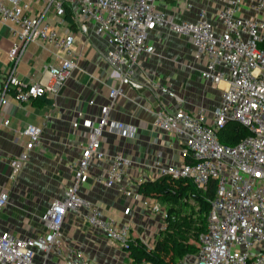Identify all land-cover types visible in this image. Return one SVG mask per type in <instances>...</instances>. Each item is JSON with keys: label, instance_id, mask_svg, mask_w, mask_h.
I'll list each match as a JSON object with an SVG mask.
<instances>
[{"label": "built area", "instance_id": "2783aa9c", "mask_svg": "<svg viewBox=\"0 0 264 264\" xmlns=\"http://www.w3.org/2000/svg\"><path fill=\"white\" fill-rule=\"evenodd\" d=\"M1 25L8 26L14 41L8 52L5 83L0 87V126L11 124L6 111L9 92L21 103L60 92L79 67L74 46L79 34L105 41L104 59L112 68L114 83L107 84V102L101 105L100 116L90 122L86 146L73 167V183L41 216L44 232L24 237L0 227V264H38V252L43 255L42 264L51 255L62 264H100L80 247L64 242L62 225L71 212L107 241L117 243L128 256L132 225L105 216L98 204L79 191L92 163L108 157L104 177L96 178L102 188L117 187L129 196L145 180L131 175L132 158L124 151L108 153L103 141L107 132L122 139L137 137V126L116 120L111 113L124 95L123 86L135 82L143 59L156 52L152 36L160 28L190 36L194 57L204 64L200 75L222 91L212 113L206 108L186 111L164 106L155 112L154 128L179 141L182 157L166 162L157 153L151 164L155 178L161 174L190 178L203 190L213 181L216 189L207 227L198 237V250L176 263L161 264H264V0H228L214 20L201 9L196 19L182 21L159 8L156 0H0ZM39 42L56 48L58 61L45 65L38 80L26 83L19 77V63L28 46ZM150 86L177 97L165 84L154 81ZM229 121L245 124L251 135L235 146L220 142L219 134ZM43 131L29 123L21 133L27 139L22 151L10 158L12 178L41 146ZM138 196L153 213L161 215L164 224L160 230L165 229L166 206L160 200ZM9 202V193L0 192V211Z\"/></svg>", "mask_w": 264, "mask_h": 264}, {"label": "crops", "instance_id": "0c3cea01", "mask_svg": "<svg viewBox=\"0 0 264 264\" xmlns=\"http://www.w3.org/2000/svg\"><path fill=\"white\" fill-rule=\"evenodd\" d=\"M156 1L159 8L182 21L196 19L201 9L214 20L228 0ZM13 41L8 26L1 25L0 48L2 57L6 58V68ZM152 42L156 45V52L143 59L135 82L123 86L124 95L119 97L111 113L112 118L137 126L138 135L122 139L107 132L103 141L108 153L124 151L132 158L135 163L131 175L145 180L156 177L151 164L157 153L166 162L182 160L179 141L154 128L155 112L164 106L168 109L181 107L186 111L206 108L212 113L222 95L220 87L213 85L212 88L208 83H213L200 75L204 64L195 59V46L190 36L160 28L153 34ZM29 46L18 71L21 80L32 83L40 78L45 65L56 64L58 51L40 42ZM74 46L79 55V67L73 70L57 95L48 94L24 103L19 102L13 92L6 95L9 100L6 111L10 113L11 124L9 127L0 126V192L7 191L10 202L0 211V227L19 236H37L44 232L41 216L55 199L65 195V189L73 183V167L86 146L90 122L100 116L101 105L107 102V84L114 83L110 78L112 68L104 59L107 45L102 38L79 34ZM23 61L30 67L28 74L21 71ZM154 81L171 88L177 97L161 93L157 87L152 88L150 82ZM91 100L94 103H90ZM29 123L44 129L41 146L31 152L26 165L12 178L10 158L22 151L27 136L21 133ZM109 162V157L105 161H94L79 192L98 204L105 216L130 223L133 238L146 241L151 234L155 236V227L163 218L143 204L138 187L127 196L117 187L105 189L97 183L96 178L104 177ZM62 226L64 242L68 246L80 247L88 258L100 264H126L127 256L119 245L91 230L74 212ZM35 261L38 264L44 262L41 252L36 254ZM46 264H62V260L51 255Z\"/></svg>", "mask_w": 264, "mask_h": 264}, {"label": "trees", "instance_id": "16d2710c", "mask_svg": "<svg viewBox=\"0 0 264 264\" xmlns=\"http://www.w3.org/2000/svg\"><path fill=\"white\" fill-rule=\"evenodd\" d=\"M69 17V16H68ZM251 135L248 126L229 121L219 134L220 142L235 146ZM138 193L152 200H160L167 209L166 228L159 231L157 240L149 246L140 238H133L126 248L135 263L151 261L154 264L176 263L199 248V235L207 227L210 200L215 195V182L206 190L199 189L192 179L175 178L161 174L138 186Z\"/></svg>", "mask_w": 264, "mask_h": 264}, {"label": "rangeland", "instance_id": "374dc122", "mask_svg": "<svg viewBox=\"0 0 264 264\" xmlns=\"http://www.w3.org/2000/svg\"><path fill=\"white\" fill-rule=\"evenodd\" d=\"M51 21V20H50ZM29 47H31V46H29ZM32 48V47H31ZM5 56H3L1 59H0V87L2 86V84L3 83H5V75L3 74L4 72H7L6 70H7V68H6V64H5ZM27 62L26 61H23V65L21 66V71L22 72H24V73H26V74H28V73H30L29 71H30V67L29 66H27V64H26ZM2 71V72H1ZM26 82H29L30 83V81L28 80V81H26ZM33 82V81H32ZM209 85H211L212 86V88H213V85L214 84H211V83H208ZM215 87V86H214ZM162 224H164L163 223V221H161V224L160 225H158V227H155V231H157V232H155V236H153L152 234L150 235V236H148L147 238H146V241H147V244L149 245V246H152L154 243H155V241L157 240L156 238H157V236L158 235H156V234H159V231H160V228H161V226H163ZM156 240H155V239ZM124 256V255H123ZM125 260H126V264H135L130 258H129V256H127L126 258H125Z\"/></svg>", "mask_w": 264, "mask_h": 264}]
</instances>
